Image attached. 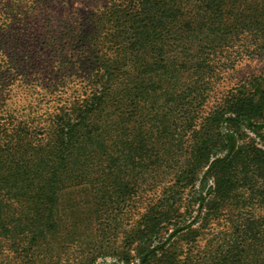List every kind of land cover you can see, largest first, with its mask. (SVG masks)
<instances>
[{
  "label": "trees",
  "instance_id": "trees-1",
  "mask_svg": "<svg viewBox=\"0 0 264 264\" xmlns=\"http://www.w3.org/2000/svg\"><path fill=\"white\" fill-rule=\"evenodd\" d=\"M95 26L87 88L0 123L5 264H264V72L205 107L264 56V0H108Z\"/></svg>",
  "mask_w": 264,
  "mask_h": 264
},
{
  "label": "rangeland",
  "instance_id": "rangeland-1",
  "mask_svg": "<svg viewBox=\"0 0 264 264\" xmlns=\"http://www.w3.org/2000/svg\"><path fill=\"white\" fill-rule=\"evenodd\" d=\"M107 4L108 0H0V15L13 16L0 26V123L28 118L36 122L87 88L83 82L87 77L86 35L96 31L95 22ZM42 26L48 29L40 31ZM54 31L66 36L60 45L54 43ZM43 41L49 47L45 48ZM232 49L234 56L237 50ZM57 57H65L66 80L52 71L58 66ZM263 72L264 56L235 57L233 68L223 72L215 84L206 109L219 104L222 95L235 85ZM82 249L88 248L77 245L67 256L62 255L59 263L74 264V252ZM8 256L12 264H23L10 252ZM5 262L0 255V264ZM110 263L111 259L105 258L96 264Z\"/></svg>",
  "mask_w": 264,
  "mask_h": 264
}]
</instances>
